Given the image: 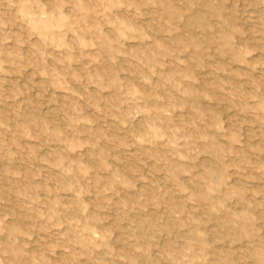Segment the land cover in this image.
<instances>
[{
  "label": "clouds",
  "instance_id": "9594fccd",
  "mask_svg": "<svg viewBox=\"0 0 264 264\" xmlns=\"http://www.w3.org/2000/svg\"><path fill=\"white\" fill-rule=\"evenodd\" d=\"M0 264H264V0H0Z\"/></svg>",
  "mask_w": 264,
  "mask_h": 264
}]
</instances>
